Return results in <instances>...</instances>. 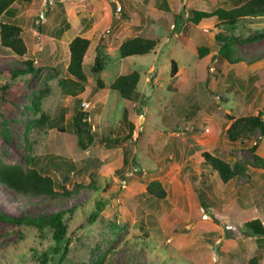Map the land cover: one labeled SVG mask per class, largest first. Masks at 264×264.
<instances>
[{
	"label": "rangeland",
	"instance_id": "374dc122",
	"mask_svg": "<svg viewBox=\"0 0 264 264\" xmlns=\"http://www.w3.org/2000/svg\"><path fill=\"white\" fill-rule=\"evenodd\" d=\"M116 1L121 7L117 16L106 14L107 5L95 1H89V8L82 0H31L19 3L14 20L0 18V23L23 29L24 59L40 67L36 78L24 84L9 116L0 114V162L35 168L56 184L62 181L68 191L74 184L83 186L57 200L21 197L0 186L3 215L77 208L66 220L68 236L59 245L48 231L39 234L0 222V264H41L43 255L47 264H248L254 256L264 264V247L258 249L244 227L252 219L264 227V171L247 165L253 162L254 145L264 160V135L259 140L257 132L235 143L225 135L229 118L261 111L264 120V37L236 43L264 33V18L215 30L216 18L193 25L183 6L210 12L235 4L166 0L169 11L164 12L153 10L160 0ZM42 14L44 22L39 19ZM123 14L127 18H121ZM81 18L89 20L81 36L90 41L83 62L87 82L84 92L72 98L59 86L61 79L69 78L67 43L72 30L63 40L57 31L62 19L63 24L77 25ZM43 29L48 37L42 36ZM216 33L228 39L238 63L220 58ZM134 37L155 40L157 47L148 55L121 59L120 43ZM200 47L209 53L198 59L195 52ZM96 51L103 65L98 75L90 72ZM8 55L0 47V57H6L0 71L19 67ZM171 61L178 70L174 78ZM132 72L139 75L138 96L128 102L110 85ZM99 79L103 90H96ZM43 80L48 89L43 113L35 115L31 93L43 87ZM77 114L86 123L82 135L77 134ZM29 120L36 124L28 146L23 135ZM102 139L123 140L104 148ZM202 153L231 168L245 166L244 175L223 184L201 165ZM153 180L165 189L163 201L146 193ZM99 201L105 207L89 222ZM64 251L68 254L62 259Z\"/></svg>",
	"mask_w": 264,
	"mask_h": 264
},
{
	"label": "trees",
	"instance_id": "16d2710c",
	"mask_svg": "<svg viewBox=\"0 0 264 264\" xmlns=\"http://www.w3.org/2000/svg\"><path fill=\"white\" fill-rule=\"evenodd\" d=\"M112 1V0H106ZM228 3L235 4L231 9H225L219 7L213 11H199L190 9L183 6L182 11L187 12L188 21L197 25L202 20L210 18H216L215 30L218 28L232 29L240 22L248 19H260L264 18V0H225ZM30 2L29 0H0V18L7 17L13 19L18 11V3ZM154 11L168 12V4L166 0H160V3L153 8ZM123 19L127 18L125 14L121 15ZM23 29L15 24L3 22L0 23V47L6 49L9 52L7 56L10 60L14 61L19 67L15 69L0 71V114L9 116L11 111L15 107V99L20 96L24 91V84L27 86L33 79L36 78L39 73L40 67L32 60L24 59L27 54V47L22 39ZM264 37V33H253L252 36L237 39L236 43L239 45L252 42ZM215 40L221 44L218 55L220 58L228 62L229 64L238 63L235 52L226 37H223L221 33L215 34ZM157 41L151 39H144L142 37H134L123 41L118 49L117 53L121 59H126L134 56H145L153 52L157 47ZM90 41L76 36L68 44L69 61L66 68V73L69 78L61 79L59 86L62 92L72 98L84 92V84L87 82V77L83 71V59L89 48ZM196 55L198 59L203 58L204 55L209 53V49L200 47L196 49ZM6 58V57H5ZM5 58L0 57V62L5 61ZM170 77L174 78L178 72L175 62L171 61ZM103 71V65L101 63L98 52L93 61V66L90 70L92 74L98 75ZM153 76V75H152ZM139 82V75L137 72H132L126 75L118 76L114 82L110 85V90L116 92L123 100L131 102L138 96L137 85ZM43 87L37 91L31 93V108L35 115L43 113L42 100L47 94V86L43 80ZM104 83L102 80H97L96 90H103ZM263 113L260 111L255 116L240 117L237 119L229 118L231 121L230 126L225 131V135L230 143L243 141L250 138L253 134L259 133L260 136L264 135V120L262 119ZM82 115L77 114V134L82 135L85 133L84 128L86 123L82 122ZM35 121L29 120L26 122L25 132L23 139L25 143L30 145V138L32 130L35 127ZM61 132L60 129H58ZM129 134L123 139H128ZM120 139V140H123ZM114 139L113 141H107L102 139L100 142L104 148H109L114 145H118L121 141ZM89 136V142H91ZM256 145L250 147L252 154V163H246L247 165L262 169L264 171V160L257 155ZM201 165L208 170L215 172L218 178L223 184H226L232 179H236L239 176H243L245 172V166L234 165L231 168L227 163L212 157L207 153L200 154ZM127 163V160H125ZM124 162V163H125ZM0 186L7 188L17 196L28 198H43L46 200H57L60 197H68L72 192L79 191L83 188L81 184H74L71 190H67L62 181L60 184L49 176L42 174L35 168L24 169L20 165L6 164L0 162ZM92 187V184H90ZM93 188V187H92ZM60 189V190H58ZM146 193L156 201H163L166 197L164 187L158 180L151 181L146 186ZM105 205L99 201L96 204V209L91 214L89 222L95 220L99 213L104 209ZM77 208L71 207L65 210H58L46 214H34L23 215L20 217L3 215L0 213V222H7L17 226L20 230H33L39 234H43L44 231L51 233V239L56 245H59L68 236V225L66 220L71 218L76 213ZM97 211V212H96ZM245 229L248 234L255 238L256 247L263 249L264 247V227L258 219H252L244 223ZM58 249H55L57 252ZM67 252L64 251L62 255L65 258ZM43 261L41 264H47L48 258L43 255ZM248 264H260L257 256L249 259Z\"/></svg>",
	"mask_w": 264,
	"mask_h": 264
},
{
	"label": "crops",
	"instance_id": "0c3cea01",
	"mask_svg": "<svg viewBox=\"0 0 264 264\" xmlns=\"http://www.w3.org/2000/svg\"><path fill=\"white\" fill-rule=\"evenodd\" d=\"M29 1H31V0H29ZM50 1H58V3H59V0H50ZM89 1H95L97 3L106 4L107 7H108V10H106V14H108L110 16H117V15L114 14V8L112 6V1H114L116 4H118V2L116 0H112V1H106V0H82L84 5H86L89 8H91V6H90L91 2L89 3ZM18 6H19V9H20V4L19 3H18ZM63 13H64V11H63ZM17 15L12 20H14L17 17ZM115 18H117V17L112 18L113 21H116ZM63 23H64V20L62 19L61 22L58 24L57 38H62V40H63V38L66 36L65 34L68 33L70 30H72V36H71L72 38L71 39L69 38L70 40H68L69 42L67 43V47H68V44L71 42V40L74 37L83 36L85 34V32L87 31L88 27H89V20H85V19H82V18L79 19L77 25H74V24L72 25L71 21H67L65 24H63ZM61 24H63V26H61ZM38 30H40V29H38ZM45 33H46L45 29H43L42 30V36L48 37ZM53 33H54V30H53V32L49 33L50 36L55 35ZM22 36H23V34H22ZM82 38H84V37H82ZM22 39L24 40V37H22ZM86 58H87V56L85 55L84 59H83V62L85 61ZM68 60H69V56H68ZM255 242H256V240H255Z\"/></svg>",
	"mask_w": 264,
	"mask_h": 264
},
{
	"label": "built area",
	"instance_id": "2783aa9c",
	"mask_svg": "<svg viewBox=\"0 0 264 264\" xmlns=\"http://www.w3.org/2000/svg\"><path fill=\"white\" fill-rule=\"evenodd\" d=\"M114 13H116V14H120L121 13V7H120V5L116 4ZM44 17H45L44 14H42V15H40L39 19L44 22L45 21ZM258 139L259 140H262L263 138L261 136H259ZM203 218L204 219H207L208 217L206 215H204Z\"/></svg>",
	"mask_w": 264,
	"mask_h": 264
},
{
	"label": "water",
	"instance_id": "95a60500",
	"mask_svg": "<svg viewBox=\"0 0 264 264\" xmlns=\"http://www.w3.org/2000/svg\"><path fill=\"white\" fill-rule=\"evenodd\" d=\"M115 4L116 3L114 1H112V6H113L114 10H115V6H116ZM65 181H66V179L63 180V182H65Z\"/></svg>",
	"mask_w": 264,
	"mask_h": 264
}]
</instances>
